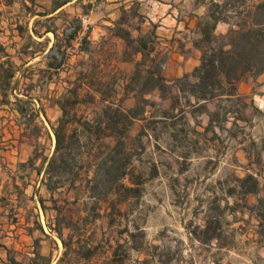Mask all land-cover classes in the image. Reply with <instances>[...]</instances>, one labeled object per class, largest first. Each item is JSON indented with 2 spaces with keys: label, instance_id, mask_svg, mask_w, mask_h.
<instances>
[{
  "label": "rangeland",
  "instance_id": "obj_1",
  "mask_svg": "<svg viewBox=\"0 0 264 264\" xmlns=\"http://www.w3.org/2000/svg\"><path fill=\"white\" fill-rule=\"evenodd\" d=\"M260 1L175 0L177 15L194 28L186 52L196 50L201 57L229 48L231 31L263 19L256 12ZM143 2L144 16L170 9ZM137 9L133 3L120 17L132 19ZM164 59L160 54L148 63L158 85L142 88V76L126 88L131 96L116 73L93 62L86 66L95 87L79 89L75 112L90 121L105 109L128 115H121L117 127L123 130L127 175L98 198L83 180L59 187L55 198L67 226L92 242L88 264H264V75L246 73L235 96L197 101L191 86L196 77L165 80L159 71ZM108 132L98 141L100 151L118 138ZM43 138L50 147L45 131ZM85 140L81 135L80 142ZM248 175L258 182L255 192L244 189L252 186Z\"/></svg>",
  "mask_w": 264,
  "mask_h": 264
},
{
  "label": "crops",
  "instance_id": "obj_2",
  "mask_svg": "<svg viewBox=\"0 0 264 264\" xmlns=\"http://www.w3.org/2000/svg\"><path fill=\"white\" fill-rule=\"evenodd\" d=\"M143 1L0 0V264H11V259L16 264L92 261L91 253L85 255L94 247L91 241L63 223L56 231V221L64 214L53 207L55 191L48 188L45 172L54 150V120L61 115L56 98L75 80L83 91L93 92L88 63L116 73L130 96L126 88L132 69L141 67V74L147 75L148 63L156 62L160 54L165 59L159 71L165 80L199 65V52L185 50L191 47L186 39L194 28L177 15L175 0H155L158 5L148 8L170 9L147 16L141 14ZM133 3L138 15L121 18ZM83 16L90 30L82 50L61 67L56 53L79 43ZM70 24L76 29L66 36ZM44 131L50 147L43 145Z\"/></svg>",
  "mask_w": 264,
  "mask_h": 264
},
{
  "label": "trees",
  "instance_id": "obj_3",
  "mask_svg": "<svg viewBox=\"0 0 264 264\" xmlns=\"http://www.w3.org/2000/svg\"><path fill=\"white\" fill-rule=\"evenodd\" d=\"M256 12L263 17L261 21L255 26L231 31L229 48L224 49L219 46L207 55L203 52L199 65L191 73L183 75L185 78L190 75L196 77V81L192 82L191 86L197 101H206L220 95L235 96L236 84L246 73L264 72V0L256 5ZM216 20V18L213 20V24ZM205 34L207 36L208 32ZM142 76L140 71L134 72L128 86ZM80 85L81 82L75 80L70 88L56 98L61 115L53 127L55 144L45 169L46 184L50 190L56 191L65 183L74 185L77 180H83L90 196L98 198L115 190L118 181L127 175L128 155L124 153V142L120 139L123 130L119 131L117 127L122 116L128 115L119 114L118 108L98 112L91 121L86 120L82 115H77L75 108L81 102ZM145 85H149L147 90H152L158 85V78L152 71L143 76L140 86L143 88ZM103 100L104 97L99 101ZM111 107L113 106L110 105L107 109H112ZM139 110L142 112L143 106ZM131 111L133 110H127L128 113ZM108 129L106 136L118 138L114 144L106 146L105 151H100L98 141ZM81 135L86 137L84 143L80 142ZM247 178L252 181V186L244 188L245 191L255 192L258 185L256 178L251 175ZM246 179L241 180L242 187H245ZM52 203L60 212L61 208L57 205L56 198L52 199ZM67 221L64 215L56 221L55 229L58 233L61 223L68 225ZM89 254L90 251L85 252L86 256ZM10 263L16 264L13 259Z\"/></svg>",
  "mask_w": 264,
  "mask_h": 264
},
{
  "label": "built area",
  "instance_id": "obj_4",
  "mask_svg": "<svg viewBox=\"0 0 264 264\" xmlns=\"http://www.w3.org/2000/svg\"><path fill=\"white\" fill-rule=\"evenodd\" d=\"M80 25L83 31V35L80 38V40H78L79 43L76 45H69L66 48H64L62 52L56 53L55 57L57 61L60 63L61 67H66L67 60L69 59V57H71L73 54L78 53L82 50L81 47L85 39L87 38V34L89 33V30H90V22L88 21V18L85 16L81 17ZM75 29H76V26L74 24H70L65 30L64 34L68 36L72 34L75 31Z\"/></svg>",
  "mask_w": 264,
  "mask_h": 264
}]
</instances>
